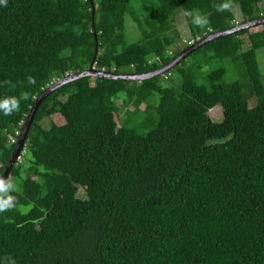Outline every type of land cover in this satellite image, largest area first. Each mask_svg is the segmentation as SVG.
<instances>
[{
  "label": "trees",
  "instance_id": "trees-1",
  "mask_svg": "<svg viewBox=\"0 0 264 264\" xmlns=\"http://www.w3.org/2000/svg\"><path fill=\"white\" fill-rule=\"evenodd\" d=\"M261 17L264 0H7L0 101L28 99L0 112V177L53 83L93 59L114 74L152 72L189 44ZM261 48L264 24L148 79L84 76L50 92L0 191V202L11 198L0 211V264H264ZM230 68L236 78L226 81Z\"/></svg>",
  "mask_w": 264,
  "mask_h": 264
},
{
  "label": "water",
  "instance_id": "water-1",
  "mask_svg": "<svg viewBox=\"0 0 264 264\" xmlns=\"http://www.w3.org/2000/svg\"><path fill=\"white\" fill-rule=\"evenodd\" d=\"M264 24V17H261V18H258L254 21H250V22H247V23H244L242 25H237L229 30H226V31H221V32H215V33H212L210 34L209 36L199 40L197 43L195 44H192L191 46L187 47L186 49H184L181 54L176 57L171 63H169L168 65L166 66H163L155 71H152V72H147V73H134V74H114L112 72H107V71H104V70H97L95 69L93 66H94V59L93 61L91 62L90 66L84 70V71H81V72H78V73H74V74H70L68 77H65L55 83H53L52 85H50L38 98H36L35 100V103L34 105L32 106L31 108V111L27 117V120L23 126V130H22V133L20 135V138L13 150V153H12V156L2 174V176L0 177V180H3L4 182L8 179L9 177V174H10V171L13 167V165L15 164V162L17 161V159L19 158L20 154H21V150H22V147L24 146V143H25V140H26V137H27V134H28V131H29V128L31 126V123L33 121V117H34V114L39 106V104L42 102V100L47 96L49 95L50 92H52L55 88H57L58 86L64 84V83H67V82H70V81H73L75 79H78L80 77H83V76H92V77H96V78H110V79H130V80H134V81H137V80H144V79H148V78H151L153 76H156V75H160L162 73H164L165 71H167L169 68L173 67L175 64H177L181 59L185 58L189 53H191L192 51L198 49L199 47L217 39L218 37H221V36H224V35H227V34H231V33H234V32H237V31H240V30H243V29H247V28H250V27H254V26H257V25H262Z\"/></svg>",
  "mask_w": 264,
  "mask_h": 264
},
{
  "label": "clouds",
  "instance_id": "clouds-1",
  "mask_svg": "<svg viewBox=\"0 0 264 264\" xmlns=\"http://www.w3.org/2000/svg\"><path fill=\"white\" fill-rule=\"evenodd\" d=\"M7 0H0V5L2 4H6ZM229 7L228 4H224L222 5L221 7H219L217 9V11H224L225 9H227ZM185 16H192L193 17V23L197 26H200V27H205L208 25L209 21H208V18L206 16H203V15H199V14H196L195 16H193V14L191 12H185L184 13ZM192 45V44H189V46ZM187 46V47H189ZM186 47V48H187ZM185 48V49H186ZM94 67V66H93ZM29 83H35V81L29 77ZM21 99H28V96L27 95H24L23 97H7L5 99H3L2 101H0V112L3 113V115H10L12 112L16 111L19 109V106H20V100ZM25 124V123H24ZM24 126V125H23ZM23 130V129H22ZM22 130L20 132V135L22 133ZM18 132V133H17ZM16 134H19V131H16L15 132ZM20 138V137H19ZM19 140V139H18ZM11 142H14V139L12 138L11 139ZM20 158V156H19ZM18 158V159H19ZM17 159V160H18ZM7 181V180H6ZM11 185L10 184H6L3 180H0V191H6L8 188H10ZM10 199L9 198V201L8 202H0V211H4L6 210L8 207H10Z\"/></svg>",
  "mask_w": 264,
  "mask_h": 264
},
{
  "label": "rangeland",
  "instance_id": "rangeland-1",
  "mask_svg": "<svg viewBox=\"0 0 264 264\" xmlns=\"http://www.w3.org/2000/svg\"><path fill=\"white\" fill-rule=\"evenodd\" d=\"M235 11L239 15V10L235 9ZM176 23L178 25V29L180 30V32L182 34L186 35L188 33L187 26L185 25V21L183 20V17L180 14H178L177 17H176ZM183 42H184V40H183ZM257 58H258L260 70L264 74V48H261V49H259L257 51ZM194 59H195V56L191 55L187 60L191 61V60H194ZM216 65H219V64L216 63ZM235 78H236V71L233 70L232 68L228 69V72L225 75V80L226 81H230V80H233ZM248 104L250 106H253L255 104V99L253 97H250ZM210 116H211L212 120H214V121L222 120L221 107L220 106H215L212 110H210ZM51 120L56 122V123H58V124L63 123V119L60 116H58V115L53 116V118ZM50 122H51L50 120H47V121L45 120L44 121V125L48 126V125H50ZM8 180H10V179L8 178Z\"/></svg>",
  "mask_w": 264,
  "mask_h": 264
},
{
  "label": "bare ground",
  "instance_id": "bare-ground-1",
  "mask_svg": "<svg viewBox=\"0 0 264 264\" xmlns=\"http://www.w3.org/2000/svg\"><path fill=\"white\" fill-rule=\"evenodd\" d=\"M195 43H197V42H195ZM195 43H192V44H195ZM190 46H191V45H190ZM177 57H178V56H177ZM174 59H175V58H174ZM174 59H173V60H174ZM173 60H172V61H173ZM83 77H84V76H83Z\"/></svg>",
  "mask_w": 264,
  "mask_h": 264
},
{
  "label": "built area",
  "instance_id": "built-area-1",
  "mask_svg": "<svg viewBox=\"0 0 264 264\" xmlns=\"http://www.w3.org/2000/svg\"><path fill=\"white\" fill-rule=\"evenodd\" d=\"M18 133V132H17Z\"/></svg>",
  "mask_w": 264,
  "mask_h": 264
}]
</instances>
